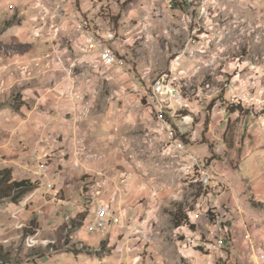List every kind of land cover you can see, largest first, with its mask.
Returning <instances> with one entry per match:
<instances>
[{
    "label": "rangeland",
    "instance_id": "374dc122",
    "mask_svg": "<svg viewBox=\"0 0 264 264\" xmlns=\"http://www.w3.org/2000/svg\"><path fill=\"white\" fill-rule=\"evenodd\" d=\"M189 1L0 0V59L13 70L10 77L28 79L0 93V113L30 120L38 133L30 138L37 144L29 145L52 152L51 172L60 174L54 181L49 172L40 179L22 165L12 169L14 179L33 176L40 185L19 205L0 202L6 264L100 263L106 257L105 264L118 258L127 264H238L228 240L230 219L221 218L229 209L213 212L215 222L207 218L205 197L214 193L202 176L211 178L205 170L214 161L235 164L230 151L264 145V0ZM79 15L116 33L110 45L119 63L97 61L99 52L78 33ZM18 23L46 46L31 58L36 69L12 62L23 48L2 38ZM157 79L159 90L172 81V98L186 94L191 109L153 93ZM234 95L251 96L241 112H229L237 107ZM5 131L0 160H28ZM250 182L241 192L249 199ZM215 185L225 191L231 182ZM88 189L100 192L98 198L111 195L117 212L116 205L131 208L128 221L119 212L117 229L105 237L89 233ZM179 204L193 210L195 230L174 226ZM33 221L37 234L25 236Z\"/></svg>",
    "mask_w": 264,
    "mask_h": 264
},
{
    "label": "crops",
    "instance_id": "0c3cea01",
    "mask_svg": "<svg viewBox=\"0 0 264 264\" xmlns=\"http://www.w3.org/2000/svg\"><path fill=\"white\" fill-rule=\"evenodd\" d=\"M18 25L19 23L6 30L3 33L2 38H6L9 41L15 42V46L18 49L23 48V51L21 53H15L11 56L12 62H17V64L21 63V65L30 64L33 69H36V67L38 66L33 65L31 58L35 55H42L46 51V46L41 41H39L38 38L32 37L28 34L25 35L23 32H21L23 31L22 27ZM4 64L5 62L3 60L1 61L0 59V93H8L10 91L7 90H12L13 87L17 86L18 82L20 83L19 85H21L24 84V82H27L25 80H28L27 78L16 79V75L10 77L9 74L13 75L14 72L12 69H10L9 66H5ZM37 74L38 73H36V76L33 77L34 79L39 78ZM6 76L9 77L5 80ZM59 103H61V100L59 101ZM233 117L234 116L232 115L229 116L231 120L233 119ZM224 118L225 115L222 117V119L220 117L219 124L222 120H224ZM246 119L249 120V117ZM256 119L262 120L263 118L259 117ZM5 130H8L7 135H11L10 138H12V143H16L18 144V146L20 141L37 144L35 142L37 140H34L32 142L30 141V138L36 136V134L38 133L37 130L31 127L30 120L28 118L25 121L22 120V115L10 116L7 111L1 112L0 135H5ZM258 141L260 142V139H258ZM44 144H49V142H45ZM20 150L22 154L24 153V155L29 157V159L26 160V158H20L18 159L19 161H13L2 156L3 159L0 160V170L18 169L19 165H22L26 170V174L33 171V173L35 174L38 169L39 163L42 162L46 170L45 172L47 174V178L48 172L51 174L54 181L55 177L60 176V174H52L51 172L52 162L55 160L51 155L52 152H47V155L42 154L37 157L32 156L31 153L24 152L21 147ZM2 151L4 152V150H0L1 153ZM12 152V150H9L8 153ZM230 153L231 155L229 156V158H231L235 164H231V162H227L225 160H219L212 162L205 170V173L212 178L210 188L213 190L214 195L213 197L208 195L205 197L204 207L207 206L206 204H210L209 209H215V212H219L220 210H222V208L229 209V212H227L225 218L230 219V245L233 246L235 259L238 264H264V261L261 258V256L264 255V145H256L249 148L245 147L242 149L241 153L230 151L228 154ZM59 166H62V164L58 165V167ZM36 176L40 179L44 178L41 175ZM25 179L34 180V177L26 176ZM52 179H50V181ZM247 180H251V199H249V197L245 193H241L242 190L245 189L244 185ZM229 182H231V187H228L227 185L225 191L223 190V187L220 188L217 185V188L215 185L219 183L229 184ZM47 185L48 184H46L45 186ZM89 189L85 193H89L91 196L97 198L98 196H101L100 192L91 191ZM108 195L109 194H103L101 200L110 201L111 203L114 202L115 204V199H113L111 195ZM116 209L120 212L118 213L121 215L123 220L128 221L127 219L130 216L132 209L126 208L124 206H120V208H118L117 205ZM203 213H206V210H204ZM72 217L74 218V216ZM113 228L116 227H112V229ZM114 234L115 232L111 234V238H113ZM143 247L145 246L143 245ZM133 250H136L135 245L132 249H130V251ZM183 256L184 258H188L190 256L189 251H185L183 253ZM260 258L261 261H259ZM44 259L46 258H42V261H45ZM108 260L109 257H106L103 260H100V263H97L95 261H87L85 264H105L108 262ZM127 262H129V259L128 261L127 259L124 261V258H118V260H116V262L112 264H127ZM36 263L37 262H35V264Z\"/></svg>",
    "mask_w": 264,
    "mask_h": 264
},
{
    "label": "built area",
    "instance_id": "2783aa9c",
    "mask_svg": "<svg viewBox=\"0 0 264 264\" xmlns=\"http://www.w3.org/2000/svg\"><path fill=\"white\" fill-rule=\"evenodd\" d=\"M189 4H192L194 1L187 0ZM42 19H46L42 17ZM98 20H104L102 18H98ZM75 23L78 27V33L82 35V38L85 39V45L87 47H91L97 50L100 54V58H97V61H102L103 67H111L116 63H119L118 54L115 53L110 45V43L114 40L115 34L113 31H100L97 28V21H93L92 19L85 18L83 15H79L77 19H75ZM177 87L173 84L172 81L168 83L167 90H159V79H157L154 83L152 92L161 91L164 92V100L170 101L171 104H175L176 107H189L191 109V105L189 104L188 97L186 94L180 96V99L172 98V91L176 90ZM232 99L236 100L237 103L241 102L242 105L251 101V96H242V95H234ZM253 104V103H252ZM254 105V104H253ZM162 106V104H161ZM19 146L26 153H31L33 156H40L42 154L47 155L46 152H49L48 149L42 148H31V146L25 142L20 141ZM45 167L41 163L38 165V169L35 172V175H41L43 177H47L45 172ZM207 180V190L211 185V178L203 177ZM84 196L86 197V202L91 204L92 210L90 217L88 218L89 229L88 232L94 235H98L101 237H105L110 233V230L113 225H120L121 220L118 212L114 209L113 204L110 201L101 200L100 198H92L89 193L84 192ZM226 215H222V219L225 218ZM196 235V233H194ZM195 240H199L198 237H194ZM228 239V238H227ZM264 263V262H263Z\"/></svg>",
    "mask_w": 264,
    "mask_h": 264
},
{
    "label": "trees",
    "instance_id": "16d2710c",
    "mask_svg": "<svg viewBox=\"0 0 264 264\" xmlns=\"http://www.w3.org/2000/svg\"><path fill=\"white\" fill-rule=\"evenodd\" d=\"M237 107L235 108L234 105H232V108L229 110V112L234 113L236 111L241 112V105L242 103H236ZM233 108H235L233 110ZM184 114V113H181ZM39 181H33L31 179H21L16 180L13 177L12 169H1L0 170V202H11L15 205H19L29 194H31L33 191H35L37 188H39ZM203 190V187L201 188ZM202 194L199 193L197 197H200ZM193 212L192 209L189 211H186L182 204L177 205L176 211L172 214L173 217V223L176 228H180L182 226L188 225L191 229L195 230V225L192 224L190 219V213ZM214 211L207 212V218L211 220L212 222H215L217 220L216 215L213 213ZM81 220H83V217H80ZM74 225H77V220L74 219L73 221ZM82 222V221H81ZM86 223V221H85ZM31 225L25 229L24 235L25 236H34L38 232L37 223L34 221L30 223ZM81 224V223H80ZM80 226V225H79ZM229 236V235H228ZM230 240V237L229 239ZM81 246L82 248L85 247L89 250V247H86L84 243H78L76 244V247ZM75 245H71L69 250H72L70 252H75L76 249ZM7 261H9V257L7 254H5L2 249H0V264H6ZM39 264V263H36Z\"/></svg>",
    "mask_w": 264,
    "mask_h": 264
},
{
    "label": "bare ground",
    "instance_id": "6f19581e",
    "mask_svg": "<svg viewBox=\"0 0 264 264\" xmlns=\"http://www.w3.org/2000/svg\"><path fill=\"white\" fill-rule=\"evenodd\" d=\"M167 87V86H166ZM164 90V89H163ZM179 96V95H178ZM174 97V96H173ZM178 98V97H177ZM205 182H206V184H207V180L205 179ZM86 223H87V230L89 229V222H88V220L86 221ZM263 258V261H264V256L262 257Z\"/></svg>",
    "mask_w": 264,
    "mask_h": 264
}]
</instances>
